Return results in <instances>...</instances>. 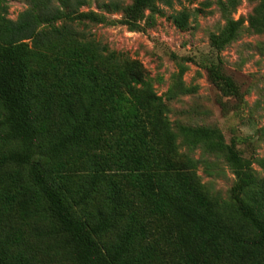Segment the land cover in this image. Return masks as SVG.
<instances>
[{"label":"trees","instance_id":"obj_1","mask_svg":"<svg viewBox=\"0 0 264 264\" xmlns=\"http://www.w3.org/2000/svg\"><path fill=\"white\" fill-rule=\"evenodd\" d=\"M24 1L12 19L0 0V264H47L51 239L71 264H264V178L237 142L217 128L180 127L186 143L225 155L236 175L230 207L179 152L140 62L80 27L100 21L82 10L90 0ZM176 1L100 5L122 9L135 29L157 2ZM256 8L249 23L264 33V0ZM191 15L170 19L187 29ZM240 26L227 16L211 47L220 52ZM206 68L225 95H241L218 64ZM182 72L170 97L188 90Z\"/></svg>","mask_w":264,"mask_h":264},{"label":"rangeland","instance_id":"obj_2","mask_svg":"<svg viewBox=\"0 0 264 264\" xmlns=\"http://www.w3.org/2000/svg\"><path fill=\"white\" fill-rule=\"evenodd\" d=\"M109 1L90 0L82 7L100 17V21L82 20L80 27L102 46L140 62L146 79L169 109L171 127L178 134L179 152L193 159L197 175L211 196L233 207L231 193L236 175L225 155L186 143L180 127L219 129L226 143L237 142L243 156L251 161L255 175L264 178V33L249 23L259 0H177L173 7L157 2L159 11L147 9L135 29L123 22L122 9L110 11L100 5ZM114 1L123 8L133 2ZM6 2L8 17L12 19L27 7L24 0ZM182 9L192 13L187 29L178 28L170 19L171 14ZM227 16L241 21V26L237 37L217 52L211 47L210 38L223 29ZM212 63L238 84L239 97L225 95L211 80L206 67ZM181 70V80L188 90L170 97ZM49 243L51 247L44 255L47 264H71L56 240Z\"/></svg>","mask_w":264,"mask_h":264}]
</instances>
